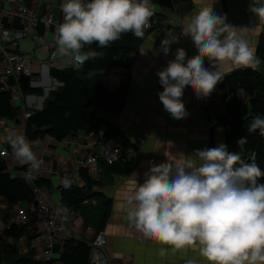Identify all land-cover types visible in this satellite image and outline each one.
Segmentation results:
<instances>
[{
  "label": "clouds",
  "instance_id": "1",
  "mask_svg": "<svg viewBox=\"0 0 264 264\" xmlns=\"http://www.w3.org/2000/svg\"><path fill=\"white\" fill-rule=\"evenodd\" d=\"M215 2L193 0L198 10L181 21L179 32L167 29L160 43L157 54L165 56L183 38H190L196 49L189 58L185 48H177L175 58L156 73L164 89L159 100L176 121L187 119L182 99L186 89L206 99L226 75L255 71L261 64L246 36L264 25V0H250L248 11L255 17L251 27L229 23L226 14L215 11ZM60 8L63 22L56 28V52L77 62V70L90 59L103 58V53L84 51L86 46L108 48L126 33L142 39L156 13L151 0H64ZM257 130L264 136V114L255 115L248 124L250 133ZM7 141L15 159L28 166L27 175L41 172L45 162L33 151L41 140L29 141L10 131ZM246 142L247 137L238 140V144ZM131 175L137 177L135 172ZM262 177L264 171L255 162H245L221 142L191 155L171 154L159 165L150 162L143 183L136 182L123 207L130 226L143 239L161 245V256L169 250H191L206 264H264ZM62 183L67 188L72 181L64 177Z\"/></svg>",
  "mask_w": 264,
  "mask_h": 264
},
{
  "label": "crops",
  "instance_id": "2",
  "mask_svg": "<svg viewBox=\"0 0 264 264\" xmlns=\"http://www.w3.org/2000/svg\"><path fill=\"white\" fill-rule=\"evenodd\" d=\"M63 2L64 0H24V5L34 13L37 19L42 15L50 14L62 23L63 13L60 5ZM151 2L156 5V13L151 21H156L158 26L145 32V36L134 51H129L125 59V67L100 72L103 77L102 85L108 91H114L122 82H126L127 90L123 107L115 113L104 110L97 113L100 119L117 127L130 143L133 144L138 138L144 141L141 161L129 174H116L99 164L97 173L93 176L94 182L86 186L85 181L82 180L76 186L83 192H86L89 187L88 197L74 206L79 208V218L73 222H66L58 229V241L50 254V260L45 262L44 244L35 235L39 227L38 223L24 225L12 232L2 231L1 225L8 215L15 213L18 209H26L28 204L36 202L37 199L50 205H57L60 201L65 205L56 193L61 170L65 167L75 168L80 159L95 150L98 134L103 133L104 127L97 134L73 132L61 141L46 136L41 145L33 147L37 157L45 162V169L36 173L33 181H27L33 184L40 180L44 181V185L35 187L33 197L17 205L10 204L7 197L0 196V252L14 250L18 258L31 254L36 263L63 264L60 261V254L66 240L83 242L89 247L95 234L103 230L109 264H187L189 260L196 261V264H206L197 252L191 250L187 252L169 250L166 255L161 256L159 254L161 245L143 239L142 234L130 226L123 207L126 194L134 190L137 181L143 183L144 173L148 171L150 162L159 165L171 154L183 152L191 155L196 149L216 147L221 142L226 144L224 128L218 121L219 116L224 114L225 107L222 92L217 86L211 96L206 99H198L193 91L185 90L182 99L188 115L183 121L174 120L164 110L159 100L158 93L164 89L156 73L167 67L169 60L175 58L174 53L179 47L186 49L189 58L196 54L190 38H183L179 44H173L172 54L168 56L162 52L157 54L161 40L169 28L179 32L181 21L194 14L198 6L193 3V0H174L173 2L151 0ZM209 2L214 0H205V3ZM249 3L250 0H216L214 7L215 11L227 15L229 23L237 27H251L255 17L248 11ZM13 7L15 5L9 3L0 4V16L9 29L27 32L28 39L19 40L16 44L1 43L0 53L17 52L27 55L31 66L29 87L41 91L38 94L21 92L22 98L10 101L12 113L8 117H0V132L9 153L8 157L3 158L6 162V172L12 178H22L25 172L23 168L26 167L27 172L28 166L20 164L15 159L7 141V135L10 131L24 135L26 124L24 111L32 114L42 110L51 93L59 91L62 87L61 83L50 76V69L67 68V66L63 67L65 57H60L55 51V56L50 61L48 51L39 47L38 36L46 42H51L53 39L51 31L43 30L41 34H38L37 25H33L28 20L5 17L4 11ZM263 29L264 25H260L258 32L246 36L256 50ZM205 64L208 66L207 61ZM0 67H5V64H1ZM259 68L264 70L262 63ZM6 85L12 90L19 89L13 75L8 77ZM240 99L244 104H248L249 98L244 93L240 94ZM133 172L137 173V177L131 175ZM104 216L106 220L102 224ZM4 263V258H1L0 264Z\"/></svg>",
  "mask_w": 264,
  "mask_h": 264
},
{
  "label": "trees",
  "instance_id": "3",
  "mask_svg": "<svg viewBox=\"0 0 264 264\" xmlns=\"http://www.w3.org/2000/svg\"><path fill=\"white\" fill-rule=\"evenodd\" d=\"M36 31L41 34L43 27L37 25ZM140 41L141 39L132 33L122 34L121 38L108 48H99L96 44L86 46L84 51L103 53V58L88 60L79 70L76 66L51 68L50 76L61 83L62 87L59 91L51 93L42 110L33 112L26 119L24 136L29 141L36 139L42 141L46 136L61 141L73 132L97 134L104 127L103 141L122 148L130 147L131 143L117 127L97 115L101 110L115 113L122 109L127 90L126 82H122L118 89L108 91L102 85L103 77L100 72L125 67L126 56L130 53L126 46L133 45L135 49ZM256 54L264 66V29ZM29 83V78L25 77L18 81L23 94L41 92L40 89L30 88ZM217 87L222 92L225 107V112L219 116L218 121L224 128L228 148L237 152L245 162H255L264 171V136L259 134V130L255 133L248 131L251 119L257 114H264V73L251 69L238 70L226 75ZM241 93L249 98L248 104L241 101ZM10 101L9 93L0 92V117H8L12 113ZM242 137H247V142L238 144ZM100 166L116 174H129L134 167L133 163L128 161H118L112 165L100 163ZM26 169L23 168L25 172ZM6 171V162L0 157V196L7 197L12 205L33 197V189L44 185V181L40 180L30 184L23 178H12ZM79 174L86 186L94 182L93 177L86 171L80 170ZM259 182L264 183V177ZM88 189L89 187L86 192L76 186L63 189L61 200L65 205L74 207L87 199ZM105 220L104 216L101 223L104 224ZM18 228L20 227H13L10 231ZM15 254L14 250L0 252V262L1 258H4V264H40L33 261L31 254L19 257L16 261L13 258ZM89 254L90 248L86 243L68 239L63 243L60 261L63 264H89Z\"/></svg>",
  "mask_w": 264,
  "mask_h": 264
},
{
  "label": "built area",
  "instance_id": "4",
  "mask_svg": "<svg viewBox=\"0 0 264 264\" xmlns=\"http://www.w3.org/2000/svg\"><path fill=\"white\" fill-rule=\"evenodd\" d=\"M173 2L174 0H167ZM9 3L15 5L4 11L7 19L17 17L22 20H28L33 25H41L44 31H51L53 33L52 41L46 42L41 36H38L39 47L42 50L48 51L49 60L51 61L55 56L57 45L55 44L56 28L60 21L50 14L42 15L38 19L34 13L26 8L24 0H0V4ZM151 28L146 31H151L158 26L156 21H150ZM145 31V32H146ZM7 33V38L4 37ZM28 39V33L23 31H13L4 24V19L0 16V44L13 43L16 44L19 40ZM0 63L5 64V67H0V91L10 94L11 100L22 98V93L19 89L12 90L6 85V81L10 75H13L16 82L22 77L29 78L31 76L30 59L25 54L20 53H0ZM50 63V62H49ZM75 61L65 59L67 67H75ZM0 64V65H1ZM30 116L28 111H24V117L27 119ZM95 150L87 154L78 161V164L73 169L62 168L61 177L56 190L57 195L61 199V191L66 189L62 180L68 177L72 183L70 187L77 186L82 182L79 171L84 170L89 176L93 177L97 173V168L100 163L112 165L118 161H128L133 165H138L143 156L144 141L138 138L136 142L128 148H122L114 143L105 142L102 139V133L98 134ZM9 153L7 147L3 143L0 132V157H8ZM41 159V158H40ZM45 169V165L42 170ZM41 170V171H42ZM36 173L29 176L24 172L22 178L26 181H33ZM68 188V187H67ZM79 218V208L63 205L61 201L57 205H50L37 199L36 202L27 205L26 209H18L15 213L8 215L1 227L2 231H10L13 227H22L30 223H38L39 227L35 231L36 237L44 244L43 259L50 260V254L58 241L57 231L64 226L66 222H73ZM106 238L103 230L95 234L93 240L89 243L90 254L88 258L89 264H109V258L105 251Z\"/></svg>",
  "mask_w": 264,
  "mask_h": 264
},
{
  "label": "water",
  "instance_id": "5",
  "mask_svg": "<svg viewBox=\"0 0 264 264\" xmlns=\"http://www.w3.org/2000/svg\"><path fill=\"white\" fill-rule=\"evenodd\" d=\"M126 49L130 52H133L134 46L133 45L126 46ZM13 258L16 260L18 257H17V255H14Z\"/></svg>",
  "mask_w": 264,
  "mask_h": 264
},
{
  "label": "rangeland",
  "instance_id": "6",
  "mask_svg": "<svg viewBox=\"0 0 264 264\" xmlns=\"http://www.w3.org/2000/svg\"><path fill=\"white\" fill-rule=\"evenodd\" d=\"M257 70H258L259 72H261V73L264 72L263 68H258Z\"/></svg>",
  "mask_w": 264,
  "mask_h": 264
},
{
  "label": "bare ground",
  "instance_id": "7",
  "mask_svg": "<svg viewBox=\"0 0 264 264\" xmlns=\"http://www.w3.org/2000/svg\"><path fill=\"white\" fill-rule=\"evenodd\" d=\"M13 230V229H12Z\"/></svg>",
  "mask_w": 264,
  "mask_h": 264
}]
</instances>
